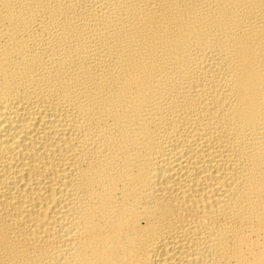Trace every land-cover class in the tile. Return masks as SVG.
<instances>
[{
  "label": "bare ground",
  "instance_id": "bare-ground-1",
  "mask_svg": "<svg viewBox=\"0 0 264 264\" xmlns=\"http://www.w3.org/2000/svg\"><path fill=\"white\" fill-rule=\"evenodd\" d=\"M0 264H264V0H0Z\"/></svg>",
  "mask_w": 264,
  "mask_h": 264
}]
</instances>
